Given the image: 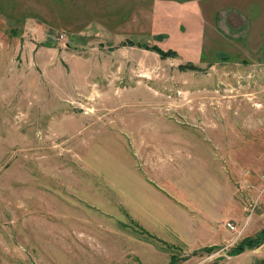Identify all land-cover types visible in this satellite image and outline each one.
<instances>
[{
	"label": "rangeland",
	"instance_id": "1",
	"mask_svg": "<svg viewBox=\"0 0 264 264\" xmlns=\"http://www.w3.org/2000/svg\"><path fill=\"white\" fill-rule=\"evenodd\" d=\"M263 151L264 0H0V264H228L264 228ZM216 181L241 204L228 247L143 234L154 183Z\"/></svg>",
	"mask_w": 264,
	"mask_h": 264
},
{
	"label": "crops",
	"instance_id": "2",
	"mask_svg": "<svg viewBox=\"0 0 264 264\" xmlns=\"http://www.w3.org/2000/svg\"><path fill=\"white\" fill-rule=\"evenodd\" d=\"M241 10L242 11L239 9H232V12L242 18L241 14L244 15V12L243 9ZM147 138H149V134L147 133L140 134L137 138H135V140L132 141L133 151H135L137 156L139 154L143 156L144 153L149 154L151 150L154 149L155 155L152 157L147 155L145 157L146 163L147 165H152V172L160 173L162 178H168L165 176L170 175L168 173V168L161 165H159L160 167H157L156 162H154V164H152V162L155 161L156 157H159L157 156V152H163L164 149L167 150L171 146L169 141H167L168 146L165 147L162 143H153V145H151ZM174 140L177 143L181 142V140ZM208 146L212 150V146ZM173 147L176 148V144H173ZM211 150L208 149L209 153ZM208 151L205 150V158L200 156L196 158L197 166H204L206 164L208 165V162L210 163L211 158L208 157ZM212 171L216 174L218 168L213 166ZM170 177L177 178L178 176L176 174L170 175ZM150 180L155 182L152 179ZM154 185L155 186H150L153 188V200H145L143 203L142 200L139 199L136 210L140 213V215H144L142 218L146 220L145 228H154L155 232L151 231L150 233V230H144L156 237L157 240H161L158 238L161 237L162 240L167 243L165 238H170L172 241H170L171 243H168V245L178 249L182 248L190 253L207 247H217L222 250V248L228 247V245L232 243L229 231L224 227L223 223L234 220L231 216H235L237 220L240 219L242 212L239 211L241 204L236 202L231 195V186L229 199L223 200L218 197L217 191H219L220 195H224V188L220 187L219 190L217 181L215 184H212L211 182V185L213 186L211 187L209 185V190V186L200 183H191L188 186L186 184L181 185L173 183V185L169 187L158 182L154 183ZM213 189L215 190V196H213ZM150 239L153 240L154 238ZM165 250L166 251L162 250L159 252L162 254L164 253L167 256L169 264L172 253L169 254L167 253L168 249ZM169 252L171 251L169 250ZM262 252H264V244L258 249L246 251L241 255L231 257V262H228V264H264L262 261L263 258L260 254H257L256 256L252 255L247 258L248 253ZM101 253L107 257L103 251H101ZM111 253L114 254L115 252L111 250ZM114 258L115 255H110V259L105 263H99V260H95V262H92L91 264H118L119 262L123 263L128 261L126 258H122L120 261L115 262ZM223 262L220 261L218 264H222ZM186 263H190V260L184 262L183 264ZM85 264H90V262Z\"/></svg>",
	"mask_w": 264,
	"mask_h": 264
},
{
	"label": "trees",
	"instance_id": "3",
	"mask_svg": "<svg viewBox=\"0 0 264 264\" xmlns=\"http://www.w3.org/2000/svg\"><path fill=\"white\" fill-rule=\"evenodd\" d=\"M153 50L158 53L160 56L164 57V58H168L170 56H174L175 53L172 51L169 52H165L162 49H160L159 47H154ZM133 226L136 227V224L133 222L132 223ZM143 234H146V236L148 238H154L157 239L156 237L152 236L151 234H149L147 231L143 230L142 231ZM160 242H162L161 240H158ZM164 243V242H162ZM264 244V228L262 230H260L258 233H256L253 236H248L243 238L236 246H234L228 253L227 256L228 257H235L238 255H241L242 253L246 252V251H251V250H255L260 248L262 245ZM171 249V246H168ZM207 249V253H213L216 248L213 247H207L205 248ZM172 259L170 261L169 264H182L183 262L187 261L188 258L185 257H177V255L175 253H172ZM196 254V252L194 253ZM220 261V260H219ZM219 261L215 262L214 264H218Z\"/></svg>",
	"mask_w": 264,
	"mask_h": 264
},
{
	"label": "built area",
	"instance_id": "4",
	"mask_svg": "<svg viewBox=\"0 0 264 264\" xmlns=\"http://www.w3.org/2000/svg\"><path fill=\"white\" fill-rule=\"evenodd\" d=\"M260 188H259V197L258 199L260 198H264V172L260 175ZM257 205V201H254L253 203H251L250 207H251V212L255 209ZM227 228L233 232H236L237 231V228L234 224H232L231 222H228L227 223Z\"/></svg>",
	"mask_w": 264,
	"mask_h": 264
},
{
	"label": "bare ground",
	"instance_id": "5",
	"mask_svg": "<svg viewBox=\"0 0 264 264\" xmlns=\"http://www.w3.org/2000/svg\"><path fill=\"white\" fill-rule=\"evenodd\" d=\"M263 157H264V151H263ZM249 189H251V186L249 187ZM257 189H258V194H259V187Z\"/></svg>",
	"mask_w": 264,
	"mask_h": 264
}]
</instances>
